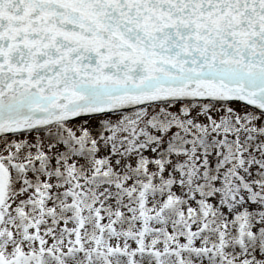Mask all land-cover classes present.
Wrapping results in <instances>:
<instances>
[{"label": "rangeland", "instance_id": "obj_1", "mask_svg": "<svg viewBox=\"0 0 264 264\" xmlns=\"http://www.w3.org/2000/svg\"><path fill=\"white\" fill-rule=\"evenodd\" d=\"M215 110L150 107L1 140L3 164L32 165L23 188L20 169L9 167L8 202L0 210L4 261L22 249L32 258L14 264H264V136L254 131L264 132V122L237 105ZM221 117L219 131L239 132L238 157L231 137L224 150L217 149L219 136L208 134ZM174 118L187 128L174 127ZM204 125L207 138L195 153L202 157V145L205 155L213 148L208 160H199L209 163L204 174L215 167L207 184L196 173L183 180L176 167L182 162L172 158L182 136L190 142ZM234 159L242 169L228 184ZM99 174L110 182L97 187ZM144 209L153 212L141 222ZM242 210L248 220L239 216L233 223Z\"/></svg>", "mask_w": 264, "mask_h": 264}, {"label": "water", "instance_id": "obj_2", "mask_svg": "<svg viewBox=\"0 0 264 264\" xmlns=\"http://www.w3.org/2000/svg\"><path fill=\"white\" fill-rule=\"evenodd\" d=\"M205 1L0 0V21L8 23L6 31L12 39L6 45L0 36V59L16 50L13 44L25 43L32 55L28 74H35V79L26 80L9 64L5 67L0 78V130L12 115L33 124L41 118L25 119L34 114L36 105L52 107L40 99L49 100V86L58 75L36 69L43 68L40 58L54 63L56 56L55 64H65L70 71L69 76L60 72L69 81L63 86L67 91L59 89V94L74 91L68 104L72 98L94 104V98L84 99L88 92L106 103H119V96L126 94V81H132L141 85L138 90L145 98L161 92L201 99H230L231 95L264 110V0H218L214 7L220 13L209 11ZM39 18L40 28L28 26ZM23 24L28 31L22 30ZM73 27L80 30L72 31ZM122 30L129 31L116 36ZM95 43L106 44V51L97 50ZM17 53L11 56L15 61ZM130 67H134L133 74L127 77ZM29 101L34 104L27 108ZM23 106L26 117L13 114Z\"/></svg>", "mask_w": 264, "mask_h": 264}]
</instances>
